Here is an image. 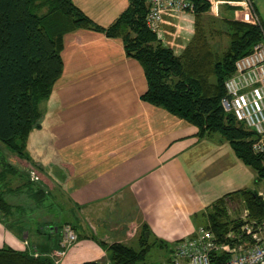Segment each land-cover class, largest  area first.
<instances>
[{"label":"crops","instance_id":"1","mask_svg":"<svg viewBox=\"0 0 264 264\" xmlns=\"http://www.w3.org/2000/svg\"><path fill=\"white\" fill-rule=\"evenodd\" d=\"M73 1L102 27L110 26L129 5V0ZM209 1L212 6L219 2V13L228 12L235 19L242 17L240 9L230 8L237 6L232 0ZM254 1L264 22V0ZM194 26L193 13L165 12L158 37L180 54L192 39ZM62 57L63 73L42 108L47 117H55L56 141L59 135L74 142L83 138L88 153H73L69 157L60 153L57 157L58 168L65 172L72 196L68 197V203L55 204L56 211L49 205L47 196L38 202L31 198L30 191L15 189L17 192H10V202L20 206V210L14 213L18 218L16 223L23 224L5 226V218L0 212V247L9 245L17 249H36V253H54L55 249L54 252L48 251L49 243L37 241L31 247L30 236L39 238L37 233L49 236V229L41 228L44 223L62 226L60 232L55 229L50 240L52 246H58L57 250L64 242L63 226L68 224L75 229L78 239L59 257L60 264H79L89 260L109 263L106 247L110 244L138 245L143 221L141 215L151 212L150 208L156 203H139L138 190L152 179L151 174L158 169V164L168 179L172 174L182 179L186 190L189 183L182 173L183 167L187 168L188 178L192 176L191 181L202 190L201 196L192 201L177 200L173 205L174 214L167 215V219L198 215L221 197L215 182L213 185L204 184L206 165L212 158L206 151L205 136L202 137L204 149L196 126L143 100L142 95L147 90L144 69L137 59L126 53L121 38H111L93 30H76L66 35ZM214 144H210L214 151L211 154L217 163L223 144ZM230 152L229 147V155ZM2 154L15 158L13 161L20 166L32 165L15 154ZM154 163H157L156 167ZM40 170L41 167L36 174L46 186L47 195L50 187L62 190ZM16 178H13L14 183L21 179L20 176ZM158 213L160 215L163 211L160 209ZM203 219L200 217L199 222ZM188 227L190 230L187 231L193 230ZM22 230L25 231L23 238L20 237Z\"/></svg>","mask_w":264,"mask_h":264},{"label":"trees","instance_id":"2","mask_svg":"<svg viewBox=\"0 0 264 264\" xmlns=\"http://www.w3.org/2000/svg\"><path fill=\"white\" fill-rule=\"evenodd\" d=\"M193 1L194 35L183 51L176 54L147 28L146 0H129L126 10L108 27L96 24L73 0H0V150L3 147L25 159V144L31 133L42 125V103L50 98L63 73L66 35L80 29L93 30L121 38L126 53L141 63L147 80L144 101L190 122L201 137L219 134L244 164L258 171L261 180L264 158L252 149L255 133L227 112L221 100L226 94L225 80L234 72L236 60L251 52L253 45L262 39V30L248 22L245 15L240 19L223 17L229 43L220 53L212 39L223 31L211 29L208 33L204 21L212 4L209 0ZM21 171L9 158L0 155V212L7 227L23 224L16 223L18 218L14 213L20 206L10 202V192L30 191L31 198L38 202L48 196L46 186L33 177L35 171L30 168L25 171L27 179L11 187L13 178ZM235 202L245 205L246 219L230 216L229 205ZM195 216L204 218V223L191 238L199 235L201 227L212 232L217 242L234 245L239 243V234L244 235L242 228L247 223L264 222V196L259 190L247 188L231 191ZM44 227L52 236L62 226L48 222L41 228ZM140 228L138 245L115 242L106 247L109 263L89 260L79 264H161L164 261H147L154 245L166 254L183 240H178L173 247L162 240L151 243L150 234H146L147 225L142 224ZM63 247L61 251L65 250ZM211 255L212 264H225L231 257L229 252L215 250ZM57 259L54 253H36V249L0 247V264H57Z\"/></svg>","mask_w":264,"mask_h":264},{"label":"rangeland","instance_id":"3","mask_svg":"<svg viewBox=\"0 0 264 264\" xmlns=\"http://www.w3.org/2000/svg\"><path fill=\"white\" fill-rule=\"evenodd\" d=\"M218 4L219 2H216L212 6L211 10L204 15V21L206 24V28H208V33L211 29L223 31L221 34H215L216 36L212 39L215 48L218 49L220 53H222L227 48L229 43V37L224 32L226 31V26L223 23V17H234L228 12H217V6H219ZM166 46L168 45L166 44ZM59 113L61 114V109L59 110ZM43 114L44 115L42 117L41 127L36 128L31 133L24 148V154L26 155L25 160L33 163L38 168L35 169L36 166H34L33 164V166L29 164H26V166L24 167L20 166L19 163L13 161L15 158H9L10 162H13L22 170L21 173H19L18 175L22 177V180L19 179L17 176L18 179L16 178V182L10 183V186H18L23 182V180L27 179L26 176L28 173L25 172L27 168H30L32 171H35L34 174H36V171H38L41 167V174L45 175V177L47 176L51 180L52 184H59V186H61L62 190L56 188L53 189V187H50L49 195L47 196V199L50 203L49 205L51 206V208H53L54 211H56L57 208L55 207V204L61 206L59 204L63 205L65 203H68V197L72 196V193L68 188V178L65 175V172L62 169L58 168L57 157L60 155V153L66 157H69L73 153H88V147L87 144L83 142V138L80 141L77 140L74 142L68 139L65 135H59L56 141L57 136L55 135V130L57 125L55 123V117L54 119L47 117L45 111L43 112ZM200 139L201 148H204L202 145L201 136ZM205 140H207V143L205 145L206 151L212 157L209 158L211 159V161L208 163V166L206 165L207 171L204 176L206 177L204 182L205 185H213L215 182L217 190L221 192V197L228 192L245 188L250 190H259L264 195V177L259 180L258 171L254 167L244 164L234 154L235 152L227 140L222 139L219 134H214L211 136L206 135ZM211 143H215L214 145L216 146H218L219 144H223L221 156L219 157L217 163L215 162L214 156H212L211 154L214 152L211 150ZM226 145H229L231 155L228 154L229 147L227 148ZM2 153L10 152L5 150V148L1 147L0 155H2ZM16 157L19 156L16 155ZM19 158L22 159L21 157ZM154 166L156 167L157 163H154ZM158 166V169L154 170L151 174L152 179L148 183H143V189H151L146 192L143 191V189L138 190L139 203H146L147 201H156L153 207L150 208L151 212L142 213L141 219L143 218L142 224L147 225L148 232H146V234H150L149 241L151 243H159V240H162L168 245V247H173L178 240H184L186 238L191 237L192 235L190 236L189 234L195 233L197 231L196 227H198L199 229V225L204 222H199V218L195 215H180L176 220H171V218L169 219V217L167 219V215L174 214L173 205L177 203V200H179V202L192 201L193 199L199 198L201 196L202 190L195 182L191 181L193 178L192 176L188 178L189 171L187 168L183 167L184 172L182 173L183 175L187 176V182L189 183V189L186 190V185L184 181H182V179H180L179 177H174L173 174L168 179V175L165 173V171L159 170L161 168V165L158 164ZM33 177L35 179L41 180L39 178L38 173L37 175H33ZM198 182L201 183V180H199ZM139 206L140 204L138 205V209L141 207ZM160 209L163 211V213L158 215ZM166 212H168V214ZM229 212L232 218L241 217L243 219H246L248 215L245 209V205L242 202H235L230 204ZM139 218L140 217L138 211V220ZM8 223H10V221H8ZM188 226H190L193 229L192 231L195 232L187 231L189 229ZM200 229L203 228L200 227ZM139 230H141V228H139ZM23 235L24 232L22 231L20 237L23 238ZM48 235L49 236L44 233H37V237L39 238H36L31 235V247H33L34 244H37L38 241V243L40 244L42 242H44L45 244L49 243L50 248H48V251H53L54 249L55 252L61 251L62 246H60L59 249L56 250L58 246L56 245L54 247L50 244L52 236H50V233ZM63 249L67 250V247H63ZM173 252L174 250H171L164 254V251H162V249L156 244L151 249L147 261L149 263L164 261L162 263L164 264L167 259L171 258Z\"/></svg>","mask_w":264,"mask_h":264},{"label":"built area","instance_id":"4","mask_svg":"<svg viewBox=\"0 0 264 264\" xmlns=\"http://www.w3.org/2000/svg\"><path fill=\"white\" fill-rule=\"evenodd\" d=\"M146 1L148 11L145 22L157 35L162 30L165 12L192 13L195 9L193 0ZM232 1L239 6L242 16L245 15L248 22L260 26L262 39L254 44L250 53L236 60L234 72L225 80L226 94L221 104L239 122L254 131L252 149L264 157V22L254 0ZM242 230L244 235L239 234V243L231 245L217 242L212 232L200 229L197 237L182 240L170 261L164 264H212L213 250L229 252L231 257L225 264H264V222L247 223ZM63 235L62 246L65 247L78 239V234L71 225L64 226ZM65 251L55 254L58 257L57 264H60L59 257Z\"/></svg>","mask_w":264,"mask_h":264},{"label":"bare ground","instance_id":"5","mask_svg":"<svg viewBox=\"0 0 264 264\" xmlns=\"http://www.w3.org/2000/svg\"><path fill=\"white\" fill-rule=\"evenodd\" d=\"M147 28L151 31V29L148 27V25L146 24ZM254 46V45H253ZM253 48V47H252ZM243 57V56H242ZM241 58V57H240Z\"/></svg>","mask_w":264,"mask_h":264}]
</instances>
